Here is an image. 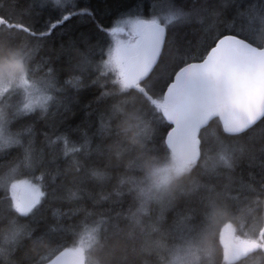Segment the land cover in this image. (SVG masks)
Listing matches in <instances>:
<instances>
[{"label": "trees", "instance_id": "obj_1", "mask_svg": "<svg viewBox=\"0 0 264 264\" xmlns=\"http://www.w3.org/2000/svg\"><path fill=\"white\" fill-rule=\"evenodd\" d=\"M109 2L119 13L127 0ZM154 2L136 0L139 14ZM182 2L198 10L184 42L166 44L151 75L129 85L110 60L114 38L71 11L88 0H0V70L18 63L48 96L28 111L19 89L0 97V264H46L91 230L95 264H264V120L238 134L211 120L198 158L176 170L154 107L217 33L264 48V0ZM83 35L91 45L80 50ZM15 181L40 195L26 214L12 203ZM226 226L256 250L227 262Z\"/></svg>", "mask_w": 264, "mask_h": 264}, {"label": "snow or ice", "instance_id": "obj_2", "mask_svg": "<svg viewBox=\"0 0 264 264\" xmlns=\"http://www.w3.org/2000/svg\"><path fill=\"white\" fill-rule=\"evenodd\" d=\"M139 8L136 0H127L126 6L119 13H113L109 0H105L103 7L97 5L96 0H88L83 7L74 6L71 11L91 21L98 32L110 34L118 49L123 48L131 56L139 57L143 62L141 75L147 79L160 63L166 44L179 46L184 42L183 34L191 27L190 18L198 10L189 7L182 0H155L147 17L139 14ZM101 9L105 13L103 16L97 14ZM70 18V15L63 16L64 20ZM161 19L163 24L160 23ZM0 23L3 21L0 20ZM20 30H25V26L21 25ZM27 31L35 35L31 29ZM90 41V36L83 35L80 38L83 48L79 49H86L91 45ZM240 41L241 36L230 29L217 33L200 60L185 63L175 69L162 93L165 102L161 105L154 104V107H159L158 114L166 125L165 139L173 134H180L189 127L194 131L199 126L193 108L199 99L201 87L208 78L224 76L232 80L239 89L234 101L238 106L243 104L250 91L264 92V75L257 81L242 74V60L252 54L239 47ZM73 44L70 41V46ZM257 115L260 120H264V115ZM256 122L259 123V120Z\"/></svg>", "mask_w": 264, "mask_h": 264}, {"label": "water", "instance_id": "obj_3", "mask_svg": "<svg viewBox=\"0 0 264 264\" xmlns=\"http://www.w3.org/2000/svg\"><path fill=\"white\" fill-rule=\"evenodd\" d=\"M239 47L252 54L242 60V74L258 81L261 75H264V48H259L243 39L239 42ZM127 64L125 80L134 85L143 79L141 75L143 62L139 57L130 56ZM238 91L236 84L224 76L208 78L204 82L199 99L193 108L199 126L194 131L189 127L184 132L165 139L168 149L177 160L192 162L198 158L199 134L213 119H217L222 130L230 134L242 133L257 124V120L261 121L257 114L264 115V92L250 91L243 104L238 106L234 102ZM163 101L165 102L164 97ZM18 201L22 206L32 207L37 200L32 192L22 191ZM220 244L226 250L225 260L229 263L248 256L257 248L254 243L233 245L228 230L223 232ZM46 264H84V261L82 256L73 250H65Z\"/></svg>", "mask_w": 264, "mask_h": 264}, {"label": "rangeland", "instance_id": "obj_4", "mask_svg": "<svg viewBox=\"0 0 264 264\" xmlns=\"http://www.w3.org/2000/svg\"><path fill=\"white\" fill-rule=\"evenodd\" d=\"M130 56L131 55L125 49L123 48L118 49L116 44L115 48L112 50L111 59H110L112 65L115 67L117 75L126 83H128L125 80V74L128 67L127 60ZM9 89L20 90L21 98H22L21 108L24 110L26 109L27 111L44 105L46 103V100L48 99L47 93L42 88L35 85V83L30 82L26 78L25 73L23 72L21 66L18 65V63L8 64L3 68H1L0 70V97L4 95ZM163 103L164 101L162 102V104ZM183 164H184L183 161L176 159V170H179L183 166ZM22 191L32 192L36 197L37 200L36 203L38 202L40 195L27 183H24L22 181H15L12 183L10 188L12 203L17 211L19 209L20 213L26 214L31 207L22 206L18 201V196ZM226 230H228L229 232L230 241L232 242L233 245L242 246L244 244H248L240 241L239 239H236L229 226H226L221 230L219 241L222 240V234ZM95 234L96 233L92 230L88 231L82 237H80V239L75 244V246L72 247L73 249H71L76 253H80L84 261V264H95L94 261L88 255V251L95 241V236H96ZM223 250L225 257L226 250L224 248Z\"/></svg>", "mask_w": 264, "mask_h": 264}, {"label": "clouds", "instance_id": "obj_5", "mask_svg": "<svg viewBox=\"0 0 264 264\" xmlns=\"http://www.w3.org/2000/svg\"><path fill=\"white\" fill-rule=\"evenodd\" d=\"M110 264H121V262H120L119 259H117V258L114 257V258L111 260Z\"/></svg>", "mask_w": 264, "mask_h": 264}]
</instances>
